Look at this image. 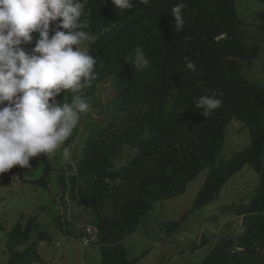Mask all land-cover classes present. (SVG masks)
I'll return each instance as SVG.
<instances>
[{
  "label": "clouds",
  "instance_id": "9594fccd",
  "mask_svg": "<svg viewBox=\"0 0 264 264\" xmlns=\"http://www.w3.org/2000/svg\"><path fill=\"white\" fill-rule=\"evenodd\" d=\"M194 5H201V0H0V187L17 183L23 190L20 195L34 204L25 201L22 202L23 208L9 209L6 194L0 191V234L3 236L5 232L1 218L10 220L7 228L17 220L4 235L7 264H28L11 256L7 249L11 246L13 231L26 233L28 229L26 241L15 249L21 252L36 249L40 260H34L31 264H70L68 255L49 260L39 250L38 242L43 239L48 242L50 237L47 233L55 232L70 237L73 241L70 247H75L76 241H84L86 246L89 241L84 237H90L99 247L101 264H104V242L97 224L98 214L94 208L83 203L82 197V193L91 194L95 185L90 184L81 190L77 186L73 191L72 178L79 176L82 168L93 170L95 160L100 156L113 155L109 159L110 170L122 172L138 155V146L126 143L121 135L124 128L114 122L112 125L107 123L110 112L116 110L112 102L118 95V86L122 94L119 104L127 106L128 117H131L129 125L154 133L155 127L164 124L177 129L186 127L193 114L212 119L224 108L225 90L243 80L248 84L262 85L251 76L258 58L252 67L244 66L243 72L237 74L211 63L194 66L188 57L167 49H155L149 41L129 43V29L134 23L164 12L169 13L172 26L179 33L187 27L185 19L198 17ZM235 6L238 18L243 21L238 0H235ZM260 11H252L254 17ZM247 29L244 30V42L248 47H254L255 36L258 37L260 32L251 37L246 33ZM225 37V32H219L215 34L214 41L220 42ZM123 48L130 50L124 59L121 57ZM246 53L251 57V51ZM103 65L111 67L109 73L114 72L119 85L108 76L98 82ZM96 82L95 92L91 94V86ZM103 82L109 87H102ZM105 88L114 91L107 99L106 106L101 104L99 96ZM100 114L104 118L100 119ZM235 123L239 122L227 127L226 138ZM244 129L248 130L251 144L250 130L247 127ZM151 138L155 140V148L164 149L160 139ZM195 139L187 132L172 137V140L180 141ZM244 148L236 149L234 154ZM245 168L252 170L256 177L243 174L240 181L231 182ZM177 169L180 172L190 167ZM203 172L204 182L193 208L186 218L183 219L184 215L177 220L183 219L182 225L192 212L220 202L219 199L195 209L209 169L205 168L201 174ZM50 178H55V182H51ZM80 181L85 184L90 177L81 178ZM194 181L188 184L185 194ZM105 182L110 183L107 178ZM53 183L57 186L54 198L55 213L59 214L57 220L44 206H37L30 198L33 189L50 191ZM250 184H253L251 194L240 198V187ZM226 186L229 188L226 189ZM263 188L264 162L259 161L255 167L245 165L231 176L224 184L220 198L228 189L233 195L234 189L241 200L238 198V201L231 203L233 207L228 210L239 208L250 211L262 205L264 194L257 198ZM66 199L87 214L74 219ZM225 206L228 205L222 208ZM32 208L35 213H31ZM249 215L251 213L232 212L230 216L235 219L224 224L222 238L228 239L226 228L234 230L236 235L248 236L254 226V222L248 220ZM33 217L36 221L27 223ZM46 217L47 221L40 220ZM215 217L217 215H210V225L220 222V217L218 220ZM49 220L53 223L52 230L47 228L51 223ZM182 225L172 236L165 235V238L174 237ZM131 236L123 244L128 251V262L138 264L147 251L141 257L131 259L126 245ZM221 239L210 243L208 235H203L192 251H199L198 248L206 251L214 249ZM253 242V264H264V245L257 240ZM243 250L244 247L240 248V251ZM70 255L77 258V252Z\"/></svg>",
  "mask_w": 264,
  "mask_h": 264
},
{
  "label": "trees",
  "instance_id": "16d2710c",
  "mask_svg": "<svg viewBox=\"0 0 264 264\" xmlns=\"http://www.w3.org/2000/svg\"><path fill=\"white\" fill-rule=\"evenodd\" d=\"M257 1L264 4V0ZM194 8L197 9L198 17L185 19L187 27L179 33L175 32L168 12L134 23L129 29V43L149 41L154 44L155 49H167L171 53L188 57L194 66L211 63L237 74L243 72L244 66L252 67L257 58H262L264 9L252 18L251 21L255 22L246 24L237 16L235 0H201V5H194ZM246 27L252 31L251 37L260 32L258 37L255 36L254 47H248L244 42ZM219 32H225L226 37L215 42L214 36ZM249 51L251 57L246 53ZM129 52L130 50L123 48L121 57L124 59ZM110 69L106 65L102 66L98 82L108 76L119 85V81L113 76L114 72L109 73ZM98 82L91 86V94L95 92ZM118 91L112 102L116 110L110 112L107 123L112 125L114 122L123 127L121 135L125 137L126 143L138 146L139 153L122 172L110 170L109 159L113 155L98 157L93 170L82 168V175L72 178V190L77 186L81 190L90 184L95 185L91 194L82 193V197L83 203L94 208L98 214L97 224L104 242V264H136L128 262V251L123 242L138 231L155 203L184 195L188 184L208 168L206 183L195 202V209H201L219 200L224 184L245 165L255 167L259 161L264 162V88L258 83L248 84L243 80L242 83L225 90L224 108L212 119L193 114L186 127L177 129L164 124L155 127L154 133H147L137 126L129 125L131 117H128L127 106L122 107L119 104L122 97L119 86ZM233 122H239L243 128L250 130L251 144L233 154L231 158L224 159L222 154L226 144V129ZM184 132L196 139L172 140L174 135ZM151 137L160 139L164 149L155 148V140ZM178 167L190 169L179 172ZM88 177L90 181L81 184V178ZM105 178L110 183H106ZM263 194L264 188L257 199ZM233 212L251 213L248 220L254 222V226L249 235H236L234 230L226 228L228 239L222 238L216 248L206 251L205 256L196 264H253V241H260L264 245V197L258 208L250 211L236 208ZM188 214L189 211L183 219ZM183 219L164 223L161 228L165 235L172 236L181 227ZM35 221L36 218L33 217L27 223ZM29 230L26 233L13 231L10 237L11 246L7 249L20 262L31 264L34 260H40L36 249L30 248L24 252L15 249L26 241ZM242 247L244 250L240 251Z\"/></svg>",
  "mask_w": 264,
  "mask_h": 264
},
{
  "label": "rangeland",
  "instance_id": "374dc122",
  "mask_svg": "<svg viewBox=\"0 0 264 264\" xmlns=\"http://www.w3.org/2000/svg\"><path fill=\"white\" fill-rule=\"evenodd\" d=\"M238 6L240 8V15L245 22H252L251 20L254 17L252 11L262 10L264 8V4L258 2L257 0H238ZM246 33L251 34L252 31L247 29ZM263 60L264 55L262 53V58L258 59L251 75L254 80H257L262 85H264ZM101 85H103L102 87H109V84L106 82H103ZM113 94L114 91L112 89H103L99 93V96L101 97V104L106 106L108 104L107 99ZM99 118H104V115L100 114ZM249 144L250 137L248 130H245L239 123H235L227 132L226 147L222 157L224 159H229L235 153L236 149L246 147ZM72 173H74V171L69 174ZM243 174H253L256 177L252 170L245 168L240 174L235 176L231 182H233V180L240 181ZM204 178L205 172H203L189 186L188 192L185 195L179 198L155 203L152 212L145 219H143L138 231L126 242L131 259L139 258L145 251H147V255L144 256L138 264H196L200 262L206 254V250L204 249L196 252L192 251V249L195 248L196 243L200 241V238L203 235H208L210 243H215L222 238L224 224L229 223L232 219H235L230 216L233 212L228 210V208L233 207V205L230 204L238 201L239 197H248L251 194V186L253 184L242 185L240 187L241 196L239 197L237 196V191L233 189L232 195L231 189H228L221 195L219 203H215L203 210H196L192 212L189 218L183 223L181 230L170 239L165 238V232L161 228L162 225L168 221L180 220L189 210L193 208L194 201L202 187ZM50 180L51 182H55L56 179L50 178ZM53 184L54 186L50 191L33 189L30 192V198L37 206H44L47 211L51 212L53 218L57 220L59 218V214L55 213L54 204L57 186L55 183ZM228 186H226V189L229 188ZM0 191L5 192L6 205L9 209L12 207L23 208L24 205L22 202L25 201L34 205L27 198L20 195L23 193V190H21L17 183H13L8 187H0ZM66 201L70 203V212L72 213L74 219H79L87 214L69 199H66ZM223 205L228 206L222 208ZM31 213H35L33 212V208ZM212 214L220 217V222L210 225L208 220ZM40 220L47 221L48 218L46 217ZM1 221L4 226L3 230L5 231V235L7 233V229L10 231L17 220L9 228H7V226L10 223V220L1 218ZM49 221L51 223L47 226V228L52 230L53 223L52 220ZM47 234L50 237L48 242H46V239L38 242L39 250L46 255L47 259L55 260L62 255H68L70 264H101L102 258L100 249L94 245L93 240L90 237H84L85 240L89 241L86 246L84 245V241H76L74 242L75 247H70L73 243L70 237H65L61 232ZM4 235L2 236V234H0V264H7ZM58 243L61 244L60 247H58ZM74 252H77V258L70 255Z\"/></svg>",
  "mask_w": 264,
  "mask_h": 264
}]
</instances>
